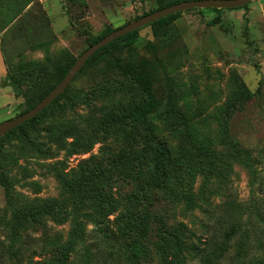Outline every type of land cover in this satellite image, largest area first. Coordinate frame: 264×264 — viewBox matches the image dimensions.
<instances>
[{"label":"rangeland","instance_id":"rangeland-1","mask_svg":"<svg viewBox=\"0 0 264 264\" xmlns=\"http://www.w3.org/2000/svg\"><path fill=\"white\" fill-rule=\"evenodd\" d=\"M169 1L0 0V123ZM1 137L0 264H264V0L141 27Z\"/></svg>","mask_w":264,"mask_h":264},{"label":"water","instance_id":"water-1","mask_svg":"<svg viewBox=\"0 0 264 264\" xmlns=\"http://www.w3.org/2000/svg\"><path fill=\"white\" fill-rule=\"evenodd\" d=\"M251 0H182L171 5L162 7L158 10L144 14L118 28L113 29L101 39L88 46L80 55L76 57L73 64L67 70L62 79L32 108L15 117L0 123V137L8 131L27 121L39 113L43 108L49 105L56 97H58L69 85L76 73L84 65L86 60L99 48L113 41L117 37L124 35L133 30L139 29L154 20L169 15L171 13L181 12L192 8H237L246 5Z\"/></svg>","mask_w":264,"mask_h":264},{"label":"trees","instance_id":"trees-1","mask_svg":"<svg viewBox=\"0 0 264 264\" xmlns=\"http://www.w3.org/2000/svg\"><path fill=\"white\" fill-rule=\"evenodd\" d=\"M179 1H182V0H172V1H169V2H167V3H165V4H163V5H161V6H159V7H157L156 9H154V10H152V11H155V10H158V9H160V8H162V7H165V6H168V5H171V4H173V3H176V2H179ZM208 9H210V10H212V11H218V10H220V9H217V8H208ZM151 11V12H152ZM150 13V12H149ZM180 12H176V13H171V14H169V15H166V16H164V17H161V18H159V19H157V20H154V21H152L151 23H149V24H147L148 26H150L151 27V29L153 30V31H155L156 30V27L158 26V25H160L161 23L162 24H165V22L166 21H168V20H170V19H173V18H175L178 14H179ZM145 14H147V13H145ZM144 15V14H143ZM142 16V15H141ZM137 18H139V17H137ZM147 25H145V26H147ZM140 29V28H139ZM139 29H136V30H133V31H131V32H128V33H126V34H124V35H121V36H119V37H117L116 39H114L113 41H111V42H109L108 44H106V45H104V46H102L101 48H99L96 52H94L90 57H92L95 53H97L98 51H101V50H103V49H105V48H107V47H112V48H115V49H117V48H123V47H126V46H128L129 44H131L132 43V41L134 40V37H135V34L137 33V31L139 30ZM113 29H111V28H108V29H106L105 31H104V33L102 34V35H100V36H98L95 40H93V43H95L96 41H98L99 39H101L104 35H106V34H108L110 31H112ZM92 43V44H93ZM89 57V58H90ZM88 58V59H89ZM87 59V60H88ZM86 60V61H87ZM74 62V61H73ZM86 63V62H85ZM73 64V63H72ZM71 64V65H72ZM70 65V66H71ZM70 68V67H69ZM68 68V69H69ZM68 69H66L65 71H64V73H63V75H62V77L65 75V73L67 72V70ZM62 77L60 78V80L62 79ZM59 80V81H60ZM58 81V82H59ZM57 82V83H58ZM56 83V84H57ZM53 88V87H52ZM51 88V89H52ZM67 88V87H66ZM50 89V90H51ZM49 90V91H50ZM48 91V92H49ZM47 92V93H48ZM46 93V94H47ZM63 93V92H62ZM61 93V94H62ZM45 94V95H46ZM60 94V95H61ZM45 95H43L39 100H41ZM59 95V96H60ZM59 96L58 97H56L50 104H52L55 100H57L58 98H59ZM38 100V101H39ZM38 101H36L34 104H32L30 107H29V109L30 108H32ZM49 104V105H50ZM49 105H47L45 108H47ZM45 108H43L39 113H37L35 116H37L38 114H40ZM28 110V109H27ZM26 110V111H27ZM24 113V112H23ZM34 116V117H35ZM34 117H32L31 119H28L27 121H25V122H23V123H21V124H19L18 126H16V127H14L13 129H11L10 131H12V130H14V129H16V128H19L20 126H22L24 123H26V122H28V121H30V120H32ZM134 123H136V124H139L140 126H141V128L143 129V130H145V133L146 134H149V135H151V137H150V140L152 141V140H154V142L155 143H160V140L154 135V133L151 131V125H150V123H149V121L147 120V118H146V110H145V108H143V107H141V108H138L137 110H136V112H135V116H134ZM10 131H8V132H10ZM7 132V133H8ZM1 138L2 137H0V140H1ZM163 148H164V151L163 152H165V153H167L168 152V148H167V146L166 145H164L163 144ZM168 166V164L165 166V167H167ZM164 167V168H165ZM20 214L21 213H15V217L16 218H18L19 216H20ZM257 215V217L259 216L258 214H256ZM29 215H26V218L28 217ZM77 226L78 227H80V223L78 222V224H77V222L75 223V233L77 234V232H78V228H77ZM80 232H78V234H79ZM222 248H224V245L222 244ZM224 250H225V248H224ZM210 264H213V263H210Z\"/></svg>","mask_w":264,"mask_h":264}]
</instances>
